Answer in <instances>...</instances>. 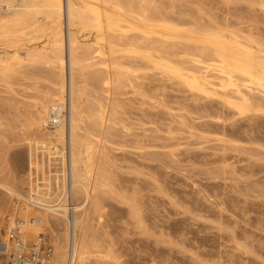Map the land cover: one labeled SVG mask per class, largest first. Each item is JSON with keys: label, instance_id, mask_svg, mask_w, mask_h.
<instances>
[{"label": "bare ground", "instance_id": "6f19581e", "mask_svg": "<svg viewBox=\"0 0 264 264\" xmlns=\"http://www.w3.org/2000/svg\"><path fill=\"white\" fill-rule=\"evenodd\" d=\"M19 85L27 94L17 91ZM166 85L184 97L177 111L162 97ZM127 93L168 113L171 124L162 121L167 135L160 136L166 141L123 138L133 134L121 116ZM259 116L264 117V0H0V264L8 262L6 234L16 221L25 243L39 234L50 241L47 264H255L250 258L263 249L256 230H264V218L248 210L253 203L241 198L234 206L242 210L240 225L237 215L229 218L231 199L226 203L228 190L216 188L219 182L212 193L213 185L204 183V189L196 181L197 193L190 195L192 187L180 196L165 180L168 164L180 159L177 140L183 133L186 140L200 139V146L218 143L214 166L205 168L212 179L242 173L228 154L247 153L249 161L250 148L239 143L236 128L237 139L229 137L226 126ZM201 118L214 121L219 133L199 130ZM18 143L25 146L12 165L7 154ZM118 153L137 159H129L126 169L134 177L132 193L120 187ZM24 160L26 176H17ZM122 206L127 218L113 236L109 226L120 221Z\"/></svg>", "mask_w": 264, "mask_h": 264}, {"label": "rangeland", "instance_id": "374dc122", "mask_svg": "<svg viewBox=\"0 0 264 264\" xmlns=\"http://www.w3.org/2000/svg\"><path fill=\"white\" fill-rule=\"evenodd\" d=\"M238 6H239V4H238ZM93 37H94V35L92 34V35H90L89 36V38L90 39H93ZM41 44H44V42H42V43H40V46H41ZM153 83V82H152ZM151 83V84H152ZM155 83H158V82H154L153 84H152V86L155 84ZM156 85V84H155ZM169 85H166V87L164 88V90H161L163 93H165V95H163L162 97H165V99H166V101H167V104L170 102V104L172 105H169V106H171V108H173V111H177L176 110V108H177V105H178V103L177 102H181L183 99H184V97L182 98V93L180 92V91H173V90H171L170 88V86L168 87ZM18 87V86H17ZM19 87H21V88H17L18 90V92H21L22 90H25V89H23V87H22V85H19ZM169 89H168V88ZM21 89V90H20ZM168 91H167V90ZM20 90V91H19ZM23 93L22 94H27L26 92H24V91H22ZM176 92V93H175ZM178 92V93H177ZM180 92V93H179ZM181 94V95H180ZM167 95V96H166ZM161 96V95H160ZM160 96H158L159 98H161ZM176 96L177 97H180V98H176ZM167 97V98H166ZM121 98H122V101H123V104H124V113H122V118L124 119V121H129L128 123L131 125V127H132V129H131V131L133 132V134L132 135H130V136H123V138H126V139H129L130 141L129 142H131L132 140H134V139H142V138H144V140H149V141H151L150 139H152V141L151 142H155V140L156 141H158L159 143H161V142H163V141H166L165 140V137H164V139H162L163 138V135L166 133L165 132V130H166V126L168 125V124H171V122L169 123L168 121H171V119H170V117H169V115L167 116V115H165V114H168V113H166V111L165 110H163L162 108L160 109H157V107H155V108H153V107H151V105L150 104H141V97H138V96H134L133 97V95L131 94V93H127V94H123L122 96H121ZM171 100H170V99ZM179 101H178V100ZM169 101V102H168ZM174 101V102H173ZM184 102V101H183ZM176 103H177V105H176ZM182 103V102H181ZM150 106V107H149ZM175 106V107H174ZM156 109V110H155ZM157 110H159V112L157 111ZM160 110H162V111H164V112H162V111H160ZM157 111V112H156ZM168 117V118H167ZM261 116H259V117H256V118H253V119H251V120H253V122L251 121V120H249V122H248V120H245V119H241L242 121H246V123L248 122V123H250V124H244V122H242L241 120H239L238 121V125H240V127L241 128H243L244 129V131H245V133L244 134H246L247 133V130H248V133L250 134V131H255V128L257 127V126H259L261 129L262 128H264V117H263V119H261L260 118ZM206 118V117H205ZM208 119V118H207ZM207 119H204V118H201V122H200V120L197 122L198 123V125H200L199 127V130H202L203 129V131H205L206 129H208L209 131H212L213 129V131L212 132H214V133H219V126L214 122V121H212V120H209V122H207L206 123V121L205 120H207ZM257 119V121L258 122H256L255 120ZM151 120V121H150ZM154 120V121H153ZM161 120V121H160ZM166 120H168L167 122H168V124H167V122H166ZM205 122H204V121ZM207 120V121H208ZM238 120V119H237ZM237 120H235V121H237ZM162 121H164V122H166V126H163V124H164V122H162ZM235 121L233 122V123H235ZM150 122H152V123H150ZM159 125H157L156 123ZM160 122V123H159ZM213 122V123H212ZM255 122V123H254ZM155 125H154V124ZM163 123V124H162ZM206 124V126H205V124ZM257 123V124H256ZM259 123H262V125L260 124V125H258ZM237 124H233V127H232V125H230L231 127H229V125L227 124V126H226V128H227V130L229 131V134H228V136L229 137H234V138H236L237 139V137H236V134H237V136H238V138L239 139H241V140H243L244 141V144H243V141L242 142H240L239 141V139H238V141H239V143L240 144H242V145H245L246 147H248V148H250V151H252V152H250V151H248V155L250 156L249 158H251L252 157V159H253V161L251 162L250 160L251 159H249L248 158V160L249 161H247V153L245 154V156H241L240 157V155H235L236 153H234V152H232V151H229V156H231V157H233V166H236V165H238V167H234L235 168V170H237L238 171V168L240 169V170H242L243 172V174L241 173V171L240 172H238V174H237V172H235V176H234V174H232V172H230V174H231V176L229 175V172L227 173V175L226 176H228V178H227V180H223V179H219V177H213L214 179H212V173L210 174H208V171L206 172L205 171V168H212L213 166H212V161L213 160H211V159H213L212 157H213V152H217V150H219V147L218 148H215L216 146H215V144H214V142H215V140H213V142H212V140H209L208 142L206 141L205 143L204 142H201L202 144L201 145H204V146H200L199 144H200V142H199V140L200 139H196V138H194L193 139V137L190 139V137H189V139L192 141H189V139L188 140H186L187 138H188V134H186V133H183L182 134V136H181V138L179 139V140H177L178 142H179V144H180V146H178L179 147V151L178 152H180V153H178L179 155H177V158L180 160H178L176 163H172V164H170L169 162H171V161H169L168 163V165H169V173L167 174V175H169V176H167L168 178H166V174H164V178H166V180H165V182H168V183H166V185L169 187L170 186V188H171V190H173L174 191V193H176V194H179L180 196H184L185 194H188L189 193V191L191 190V188H192V191H190V195L191 194H193V193H197V192H195L196 190H195V188H194V183H196V181H198L197 183H199L198 185H202L203 186V188L205 189V187L204 186H208V188L210 187V185L212 186L211 188H212V190L210 189L209 191L210 192H212L213 191V189L215 188L214 186H215V183L217 182H219L218 184H217V187L216 188H220V189H223V188H225V189H227V190H225V189H223V190H221V191H227L228 193H225L224 194V198H225V200L227 199H231L230 200V204L228 205L229 206V208H228V210H230V211H228L229 212V214H231L230 215V217L229 218H231V217H233V218H231V220H233V219H235L234 218V216H236L237 218L240 216V214H239V212L241 213L242 212V210L240 209L239 210V208H238V210H236L235 209V205L236 206H238L237 204L239 203V204H241V203H243L241 200H243V199H241V198H244L245 200L246 199H248V200H246L245 201V203L246 204H249V205H251L252 203V205L251 206H253V207H251L250 209H249V207H248V205H246L247 206V208H248V210H251L250 212H251V214H256V212L258 213V214H260V215H258V214H256L258 217H263L264 218V216H261V214H262V212H263V214H264V204H262L263 202H264V200L262 199V198H264V146H262V144H263V142H264V132H263V130L264 129H262V131L261 130H258V128L256 129V131H255V133L253 132V133H251L253 136L255 135V134H258L257 135V137H258V139H259V134H261V136H260V139H259V141L261 140V138L263 139V140H261L260 141V143H256L257 142V137L255 136L254 137V139H253V136L252 135H249L248 133V135L246 134V136H244V134H243V130L241 129V128H239V126L237 125ZM245 125V126H243V125ZM254 124V125H253ZM142 125H144V126H142ZM209 125V126H208ZM250 127H249V126ZM147 126V127H146ZM156 126V127H155ZM162 126L165 128H163L162 129ZM204 126V128H202ZM208 126V127H207ZM238 126V127H237ZM246 126L248 127V128H246ZM254 126H255V128H254ZM262 126V127H261ZM143 127V128H142ZM155 127V128H154ZM159 129H158V128ZM206 127V128H205ZM215 127V128H214ZM142 128V129H141ZM230 128V129H229ZM238 130V132L236 133V129ZM249 128H251V130L249 129ZM253 128V129H252ZM145 129H149V131H147V130H145ZM197 129H198V127H197ZM205 129V130H204ZM212 129V130H211ZM234 129H235V132H234ZM239 129H241L240 130V132L241 131H243V132H241L242 133V135L240 134V132H239ZM250 130V131H249ZM257 130H258V132H257ZM167 131V130H166ZM206 132V131H205ZM211 132V133H212ZM232 132V133H231ZM233 132L234 133H236V134H234L233 135ZM257 132V133H256ZM262 132V133H261ZM156 133V134H155ZM159 133V134H158ZM162 133V134H161ZM164 133V134H163ZM208 133H210V132H208ZM210 133V134H211ZM122 134H124V133H122ZM161 134V135H160ZM213 134V133H212ZM239 134H240V136H239ZM263 134V135H262ZM158 135V136H157ZM167 134H165V136H166ZM185 135L187 136L186 137V139H185ZM231 135V136H230ZM160 136H162V138L160 137ZM250 136H252L251 138L253 139H251L250 140ZM159 137V138H158ZM182 137H184V138H182ZM246 138V139H248L247 137H249V141L248 140H246V139H244V138ZM122 138V139H123ZM150 138V139H149ZM255 138H256V141H255ZM161 139H162V141H161ZM183 139V140H182ZM197 140V141H194V140ZM185 140V141H184ZM247 142H246V141ZM161 141V142H160ZM184 142V144H185V142H186V144L184 145V144H182V143H180V142ZM187 141H188V143H189V145H188V143H187ZM254 141V142H253ZM258 141V142H259ZM263 141V142H262ZM158 142H155V143H158ZM191 142V143H190ZM194 142V143H193ZM195 142H199V143H195ZM210 143V144H209ZM216 143V142H215ZM251 143V144H250ZM262 143V144H261ZM178 144V145H179ZM260 144V145H259ZM24 143H18V144H16V145H14V146H12V147H10V149H9V154H7L8 155V159H9V163L11 162V164L13 165V164H15L14 162H15V157H16V155L19 153V152H21L23 149H24ZM207 145L209 146V147H207ZM216 145L218 146V143H216ZM264 145V144H263ZM206 146V147H205ZM215 146V147H214ZM253 146V147H252ZM200 147V148H199ZM202 147H204L203 149H201ZM256 147L257 148H262L263 149V152H261V150H259V149H256ZM253 148H254V150L256 149V151L258 150L259 151V153L258 152H255V151H253ZM253 153V154H252ZM258 153V154H257ZM15 154V155H14ZM119 155H118V158H119V163H121V165H122V173L120 172L119 173V182L121 181V183L120 184H122V185H120V187L122 186L123 187V185H125L126 187H124V188H126V190L129 192V193H132L131 191H133V186H135V184H133V183H135V182H133V178H131V175L132 174H129V173H127L126 172V169H128V167H129V165H131L132 164V161H128L129 159H131L132 157L136 160V162H137V159L135 158V155H133V154H131V153H124V154H121V153H118ZM244 154V153H243ZM243 154H241V155H243ZM256 154V155H255ZM260 154V155H259ZM254 155V156H253ZM258 158H257V157ZM211 157V158H210ZM231 157H230V161H232L231 160ZM244 157H245V159H244ZM125 158V159H124ZM235 158V159H234ZM255 158V159H254ZM260 158V159H259ZM262 158V159H261ZM210 159V160H209ZM244 159V160H243ZM256 159H257V161H256ZM124 160V161H123ZM139 160V159H138ZM165 160H167V159H165ZM209 160V161H208ZM234 160H235V162H234ZM255 160V161H254ZM204 161H206V162H204ZM211 161V162H210ZM134 162V161H133ZM207 162H210L208 165L206 164ZM249 162H250V164H249ZM23 163L24 164H22V166H17V168L15 169L16 170V175L18 176L19 174L20 175H25L26 176V173H27V170H26V165H25V160L23 161ZM204 163V164H203ZM216 164V162H213V164ZM234 163H236V164H234ZM248 163V164H247ZM240 165V166H239ZM247 165H249V166H247ZM19 167V168H18ZM240 167H243V168H240ZM249 168V169H251V171L250 170H248V169H245V168ZM168 169V168H167ZM207 170V169H206ZM168 171V170H167ZM246 171V172H245ZM20 172V173H19ZM205 172V173H204ZM251 172L253 173V175L251 174ZM208 175H207V174ZM250 174V176H249V174ZM246 174V175H245ZM248 174V175H247ZM19 175V176H20ZM211 175V176H210ZM238 175H240L241 177H237ZM242 175H245V177H248L249 179H247L248 180V183H247V181H246V179L242 176ZM252 175V176H251ZM30 176V178H32L33 180H35L36 178H37V174H35V173H32V174H30L29 175ZM133 176V175H132ZM232 176H234L235 178H233ZM211 177V178H210ZM232 178V179H234V180H237L236 182H233V184L232 183H230V182H232L233 180H228L229 178ZM216 178V179H215ZM218 178V179H217ZM230 178V179H231ZM237 178V179H236ZM238 178H239V180H238ZM246 181V182H244V180ZM189 179V180H188ZM194 179V182L192 181ZM241 179V180H240ZM127 180H129V181H127ZM168 180V181H167ZM214 180V181H213ZM253 180H254V183H253ZM123 181V182H122ZM193 183H192V182ZM216 181V182H215ZM208 182V183H207ZM214 182V183H213ZM188 183V184H187ZM206 185H205V184ZM234 183H236V186L238 187V190L236 191L235 189H234V187L237 189V187L235 186V184ZM246 183H247V185H246ZM250 183V184H249ZM257 185H256V184ZM258 183H259V185H258ZM139 185H138V187L140 186V187H142V185L143 184H145V183H142V182H139L138 183ZM193 184V185H192ZM233 186H232V185ZM238 184V185H237ZM240 184V185H239ZM260 184L262 185L263 184V186H260ZM192 185V186H191ZM198 185H196L195 184V186H196V189H197V186ZM201 185H200V187H201ZM218 185H220V186H218ZM249 185V186H248ZM144 186V185H143ZM191 186V187H190ZM248 186V187H247ZM214 187V188H213ZM233 187V188H232ZM240 187V188H239ZM246 187H247V189H246ZM249 187H251V188H249ZM258 189V191H257V189ZM263 187V188H262ZM123 188V189H124ZM145 188H146V186H145ZM208 188H206V190H208ZM249 188V189H248ZM141 190L142 189H144V187H142V188H140ZM218 189H216V190H218ZM219 189V190H220ZM234 189V190H233ZM242 189V190H241ZM250 189H252V190H250ZM259 189H261L260 190V192H261V194H260V196H259ZM193 190H194V192H193ZM215 190V191H216ZM245 190V191H244ZM250 190V192H248ZM254 190V191H253ZM263 190V191H262ZM144 191V190H143ZM178 193H177V192ZM238 191H241V193L239 194H237V192ZM244 192V194H242L243 192ZM182 192V193H181ZM187 192V193H186ZM209 192V193H210ZM219 192V193H218ZM216 191V193L217 194H219L220 195V191ZM234 192V193H233ZM246 192V193H245ZM252 192H255V193H253V194H258V195H253L252 194ZM256 192H258V193H256ZM263 192V193H262ZM184 193V194H183ZM213 193V192H212ZM247 193H248V195H247ZM251 193V194H250ZM249 194L252 196H250L249 197ZM189 195V194H188ZM194 195H196V194H194ZM193 195V196H194ZM223 194L221 193V196H222ZM240 197L239 199H238V196ZM241 195L243 196V195H245L244 197H241ZM247 195V196H246ZM227 198H226V197ZM228 196H229V198H228ZM234 196V197H233ZM255 196V197H254ZM256 196H259V199H260V197H261V201L258 199V197H257V200H259V201H257L256 200ZM237 197V198H236ZM247 197H249L250 198V200L252 201H250L249 200V198H247ZM254 197V198H253ZM71 199V198H70ZM226 200V203L228 202ZM232 200H233V202H232ZM255 200V201H254ZM263 200V201H262ZM237 201H239V202H237ZM107 202H109V201H107ZM237 202V203H236ZM249 202V203H248ZM257 202V203H256ZM260 202H262V203H260ZM229 203V202H228ZM234 203H236V204H234ZM234 204V205H233ZM257 204V205H256ZM261 206H260V205ZM227 206V207H228ZM230 206H231V209H230ZM232 206H233V208H232ZM260 207V209L259 208H257L256 209V207ZM261 207H262V209H261ZM121 209H124V210H122V211H120V221L118 220L117 222H116V220L115 221H113L112 223L113 224H116V225H113V224H111L112 226H109V230L111 231V229H112V227H113V229H112V231H111V234L113 235L114 233V235L113 236H116L121 230H122V228L121 229H119L118 228V224L119 223H121V224H119L121 227H123L122 225H123V223H122V221H123V219H124V217H125V219L127 218V215H126V208L124 207V206H122L121 207ZM235 212H233V211ZM236 210V211H235ZM233 213H232V212ZM238 211V212H237ZM260 211V212H259ZM227 212V213H228ZM231 212V213H230ZM228 214V215H229ZM250 214V215H251ZM262 214V215H263ZM234 215V216H233ZM253 215H251V217H253V219H254V217H257V216H253ZM124 216V217H123ZM123 217V218H122ZM210 218H212V217H210ZM241 218L239 217V219H236L239 223H237V224H242V222L241 221H239ZM254 222V221H253ZM252 222V223H253ZM118 223V224H117ZM200 225H202L203 223H201V221H199L198 222ZM231 224V225H230ZM234 225V223L231 221L230 223H229V226H233ZM117 226V227H116ZM253 226H254V223L251 225V229H255V227L253 228ZM131 227V226H130ZM118 228V229H117ZM250 228V227H249ZM117 229V230H116ZM237 229V228H236ZM116 231V232H115ZM236 231H238V230H236ZM263 231L264 230H256V232H257V235H256V238L258 237V234H259V236L260 237H258L259 239V242L260 241H262V244H264V233H263ZM114 232V233H113ZM260 232V233H259ZM132 234V233H131ZM131 234L129 235L130 237H127L128 239L127 240H131L132 241V243H130V246L132 247V249L135 247L134 246V244H136L135 243V238H136V235L135 234H132V235H134L133 237L131 236ZM212 234H208V236H211ZM262 236H263V239H262ZM135 237V238H134ZM212 238H214V241H213V239L212 240H210V242H212L213 241V243H217L216 241H219L215 236L214 237H212ZM215 239H216V241H215ZM49 243H50V241H48ZM209 242V243H210ZM212 243V244H213ZM51 244V243H50ZM211 244V245H212ZM134 246V247H133ZM263 246V249L261 248V251L260 252H258L257 253V255H258V257H257V255H254V256H251V260L253 259L254 260V263L255 264H263V255H264V252L262 251V250H264V245H262ZM0 250H2V249H0ZM261 253V254H260ZM260 255V256H259ZM260 257V258H259ZM262 259V260H261ZM256 262H258V263H256Z\"/></svg>", "mask_w": 264, "mask_h": 264}, {"label": "built area", "instance_id": "2783aa9c", "mask_svg": "<svg viewBox=\"0 0 264 264\" xmlns=\"http://www.w3.org/2000/svg\"><path fill=\"white\" fill-rule=\"evenodd\" d=\"M54 115L51 112V116ZM19 226L20 221H16L6 234L10 244L7 264H47L52 254V245L42 234H39L35 241L25 243L21 238Z\"/></svg>", "mask_w": 264, "mask_h": 264}]
</instances>
